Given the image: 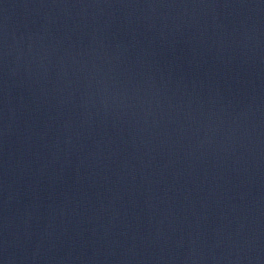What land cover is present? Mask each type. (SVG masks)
<instances>
[{
  "label": "water",
  "instance_id": "1",
  "mask_svg": "<svg viewBox=\"0 0 264 264\" xmlns=\"http://www.w3.org/2000/svg\"><path fill=\"white\" fill-rule=\"evenodd\" d=\"M156 0H0V79Z\"/></svg>",
  "mask_w": 264,
  "mask_h": 264
}]
</instances>
